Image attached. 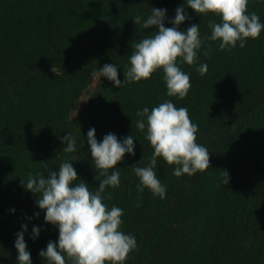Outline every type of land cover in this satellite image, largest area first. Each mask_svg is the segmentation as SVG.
<instances>
[{
  "label": "trees",
  "instance_id": "1",
  "mask_svg": "<svg viewBox=\"0 0 264 264\" xmlns=\"http://www.w3.org/2000/svg\"><path fill=\"white\" fill-rule=\"evenodd\" d=\"M185 0H0V264H18L16 234L27 225L24 239L32 264H46L39 252L59 232L45 223L38 194L26 190L29 174L58 171L72 163L80 180L95 190L103 177L95 168L87 132L97 141L113 133L129 134L135 155L125 154L112 171L119 187H107L104 203L124 211L121 230L135 237L137 248L125 264H264V31L231 51L204 39L193 65L178 62L190 75L183 100L167 95L163 71L150 79L114 86L93 75L105 64L117 66L123 82L130 67L131 44L150 36L143 20L152 8L166 9L165 26ZM249 13L264 23V0H249ZM179 26L200 25L209 37L212 14L197 15ZM210 48V55L203 52ZM206 63L208 71L197 69ZM86 101L78 107L80 100ZM186 107L198 125L197 143L210 152L211 167L193 176L176 177L174 167L158 158L156 174L166 197L145 188L137 191L135 167L147 166L153 153L147 128L137 129L143 108L165 101ZM146 123V120H145ZM76 138V151L65 153L62 137ZM75 157V161H73ZM223 171L229 183H222ZM75 183V182H74ZM110 194V198H109ZM35 213H39L36 216ZM40 228L33 237L32 229ZM67 259V258H66ZM68 264H71L68 261Z\"/></svg>",
  "mask_w": 264,
  "mask_h": 264
},
{
  "label": "clouds",
  "instance_id": "2",
  "mask_svg": "<svg viewBox=\"0 0 264 264\" xmlns=\"http://www.w3.org/2000/svg\"><path fill=\"white\" fill-rule=\"evenodd\" d=\"M248 3L249 0H185V4L175 10L174 19L169 21L172 27L165 26L166 9L152 8L151 15L143 22L140 16L133 19L136 25L142 23L144 29L156 28L157 31L131 44L130 67L124 71L123 82L118 78L115 64H105L93 75L106 77L115 87L121 88L124 83L150 79L162 69L167 95L183 100L191 88V78L181 70L178 62L193 65L204 39L219 41L220 50L231 51L237 44L240 48L245 47L249 38L260 37L264 23L256 12L249 13ZM186 8H191L199 16L212 14L220 17V22L209 21V37H201L200 25L197 24H191L186 31L180 30L181 24L192 19L186 14ZM203 55L209 56L210 48ZM197 71L201 75L206 74L207 64H201ZM136 115L141 117L136 127L141 131L147 128L146 139L153 149L147 166L134 168L140 181L138 192L147 188L154 196L166 197V187L155 171L158 158L169 166H175L173 175L176 177L193 176L211 167L210 152L197 143L198 125L192 122L186 107H177L169 100L151 111L145 107ZM61 139L67 145L63 152L76 151V138L71 133ZM87 143L95 168L103 177L99 179L96 175L100 181L98 189L93 190L80 180L68 161L62 162L58 171H52L45 165L47 178L45 173H38L35 176L29 174L26 184L21 179L26 190L38 194L36 204L45 212V223L58 228V242L49 241L46 250L39 252L46 264H68V261L71 264H125L130 253L137 248L135 237L121 230L123 209L116 206L109 209L104 203L106 188L120 185L119 171L109 174V170L116 168L125 154L135 155L134 139L129 134L121 141L115 134L108 133L98 142L96 130L91 128L87 132ZM72 159L75 161V157ZM222 173V183L227 185L229 173L223 170ZM35 215L39 216V213ZM22 229L16 234L14 245L18 264H32L24 239L27 225H22ZM32 231V239L39 236L40 228L34 227Z\"/></svg>",
  "mask_w": 264,
  "mask_h": 264
},
{
  "label": "rangeland",
  "instance_id": "3",
  "mask_svg": "<svg viewBox=\"0 0 264 264\" xmlns=\"http://www.w3.org/2000/svg\"><path fill=\"white\" fill-rule=\"evenodd\" d=\"M85 101H86V97H83V98L80 100V102H79V104H78V107H81Z\"/></svg>",
  "mask_w": 264,
  "mask_h": 264
}]
</instances>
